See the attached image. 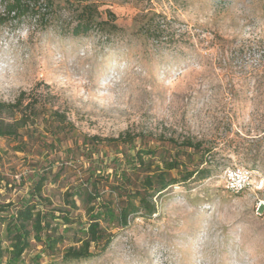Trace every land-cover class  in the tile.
Listing matches in <instances>:
<instances>
[{
  "label": "rangeland",
  "instance_id": "374dc122",
  "mask_svg": "<svg viewBox=\"0 0 264 264\" xmlns=\"http://www.w3.org/2000/svg\"><path fill=\"white\" fill-rule=\"evenodd\" d=\"M51 2L39 1V17L0 24V101L13 102L20 92L48 95L47 105L64 112L74 131L68 138L58 135L48 159L35 146L25 161V154L11 150L13 142L0 138V201L25 194L32 159L40 166L53 162L51 176L67 161L43 189L54 207H63V193L82 163L109 170L122 154L159 145V135L191 137L213 148L209 176L169 187L154 198L150 218L112 230L117 234L102 255L67 264H264V191L233 194L220 179L235 166L264 178V70L258 68L264 0ZM84 4L112 12L118 29L73 37ZM144 14L159 19L157 41L137 32L135 21ZM126 131L144 138L134 148L102 143L92 154L83 148L85 156L73 153L83 136ZM43 134L38 123L35 136ZM152 162L162 166L157 158ZM77 206L71 215L84 222L79 201ZM38 249L28 251L22 264ZM51 260L41 264H55Z\"/></svg>",
  "mask_w": 264,
  "mask_h": 264
},
{
  "label": "trees",
  "instance_id": "16d2710c",
  "mask_svg": "<svg viewBox=\"0 0 264 264\" xmlns=\"http://www.w3.org/2000/svg\"><path fill=\"white\" fill-rule=\"evenodd\" d=\"M39 1L0 0V24L19 23L29 16L39 17ZM42 2L44 6L50 7L52 4L51 0ZM102 14H105V19H102ZM76 19L77 23L71 29L73 37L85 36L93 30L118 29L115 15L107 9L99 11L94 4H84ZM137 21L138 33L158 40L162 30L154 14H144L142 20ZM258 53V68L264 70V43ZM47 97L20 92L13 102L0 101V138L13 142L11 150L25 154V161L35 146L39 150L45 149V158L48 159L55 141H61L58 135L63 134L64 138H68L74 131L72 122L64 112L47 105ZM38 123L43 125L44 133L39 137L35 136ZM158 137L156 142L159 145L153 148L146 145L135 148L130 155L122 154L121 160L109 170H98L93 165L86 168L83 163L79 165V175L63 193V207H54L43 189L51 177L59 176L58 172L66 169L67 161L62 160L58 172L51 176L53 162L40 166L38 160H30L28 163L32 173L28 176L31 181L28 190L15 201H0V264H22L24 255L37 247L39 249L29 258V264H41L45 257L53 259L51 263L55 264L98 257L115 238L117 232H112L113 229L125 228L134 218L147 219L156 213V196L173 185L199 181L209 176L210 160L207 158L212 157L211 146H205L203 140L191 137ZM143 138L141 134L128 131L110 138L83 136L82 143L72 149L74 154L85 156L82 148L89 154L102 143L114 149L121 146L134 148L137 139L142 141ZM69 149L66 148L64 152L69 153ZM193 157H196L194 164ZM154 158L162 166L152 167ZM71 159L76 161L75 157ZM9 185L11 187L9 182H5L4 188L8 189ZM77 201L84 211V222L80 215H71L79 209ZM66 241L70 244L60 252L59 247ZM58 257L59 262L56 260Z\"/></svg>",
  "mask_w": 264,
  "mask_h": 264
},
{
  "label": "built area",
  "instance_id": "2783aa9c",
  "mask_svg": "<svg viewBox=\"0 0 264 264\" xmlns=\"http://www.w3.org/2000/svg\"><path fill=\"white\" fill-rule=\"evenodd\" d=\"M220 179L223 188L233 194L264 191V178L245 167L227 168L222 172Z\"/></svg>",
  "mask_w": 264,
  "mask_h": 264
}]
</instances>
